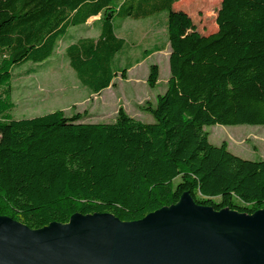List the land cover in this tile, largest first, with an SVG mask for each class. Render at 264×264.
<instances>
[{"label":"trees","instance_id":"16d2710c","mask_svg":"<svg viewBox=\"0 0 264 264\" xmlns=\"http://www.w3.org/2000/svg\"><path fill=\"white\" fill-rule=\"evenodd\" d=\"M181 1L0 0V216L31 230L66 224L74 214L134 222L184 193L215 211L264 209V160L210 144L205 130L264 126V0H220L215 31L207 34L181 29L189 17L177 11ZM170 15L166 89L141 106L152 123L122 107L111 123H84L61 111L8 115L12 71L49 61L71 28L98 17L90 24L96 37L64 49L81 87L98 94L135 64L120 66L130 49L118 34L123 22L161 16L169 27ZM157 81L151 65L146 84L152 89Z\"/></svg>","mask_w":264,"mask_h":264},{"label":"water","instance_id":"95a60500","mask_svg":"<svg viewBox=\"0 0 264 264\" xmlns=\"http://www.w3.org/2000/svg\"><path fill=\"white\" fill-rule=\"evenodd\" d=\"M0 264H264V209L215 211L184 193L134 222L74 214L31 230L0 216Z\"/></svg>","mask_w":264,"mask_h":264},{"label":"rangeland","instance_id":"374dc122","mask_svg":"<svg viewBox=\"0 0 264 264\" xmlns=\"http://www.w3.org/2000/svg\"><path fill=\"white\" fill-rule=\"evenodd\" d=\"M219 3L220 0H182L177 11H185L189 17L180 21L181 29L185 28L186 33L202 34L215 31L214 19ZM161 20V16H153L123 22L118 34L130 44V49L123 54L120 66H124L126 60L135 64L126 71L125 78L117 74L111 86L97 95L81 87L64 59L68 44L79 37H96L97 32L91 25L89 28H71L49 61L42 65L26 63L12 71L9 83L12 106L8 115L18 120L61 111L65 116L82 115L84 123H111L118 107H122L136 121L152 123V117L142 112L141 106L146 102L153 105L155 97L166 89L169 75L167 40L171 25L175 23L171 15L169 27ZM145 51L148 53L144 54ZM151 65L158 67V81L152 89L146 84ZM205 130L210 144L225 143L227 149L241 159L264 160V126L215 125Z\"/></svg>","mask_w":264,"mask_h":264},{"label":"crops","instance_id":"0c3cea01","mask_svg":"<svg viewBox=\"0 0 264 264\" xmlns=\"http://www.w3.org/2000/svg\"><path fill=\"white\" fill-rule=\"evenodd\" d=\"M98 17H94V18H91V19H89L88 21H87V23H86V25L84 26V28H89L90 27V24L94 21V20H96ZM79 38H84V37H79ZM79 38H77V39H79ZM111 86V85H110ZM109 86V87H110ZM108 87V88H109ZM107 89V88H106ZM104 90V89H103ZM102 90V91H103ZM102 91L101 92H99L98 94H101L102 93ZM97 95V94H96ZM126 111V110H125ZM127 113V112H126ZM128 114V113H127ZM130 116V115H129ZM130 117H132V116H130ZM132 118H134V117H132Z\"/></svg>","mask_w":264,"mask_h":264}]
</instances>
